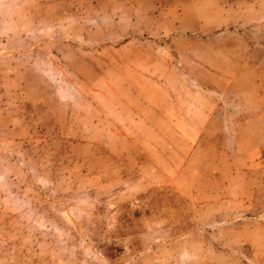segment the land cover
Segmentation results:
<instances>
[{
  "label": "rangeland",
  "instance_id": "obj_1",
  "mask_svg": "<svg viewBox=\"0 0 264 264\" xmlns=\"http://www.w3.org/2000/svg\"><path fill=\"white\" fill-rule=\"evenodd\" d=\"M0 264H264V0H0Z\"/></svg>",
  "mask_w": 264,
  "mask_h": 264
}]
</instances>
